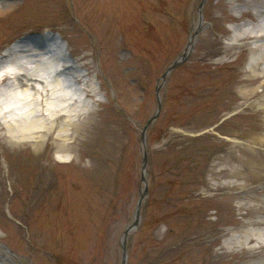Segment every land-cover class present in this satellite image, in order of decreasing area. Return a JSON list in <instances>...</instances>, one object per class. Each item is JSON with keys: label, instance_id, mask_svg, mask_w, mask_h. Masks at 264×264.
I'll return each instance as SVG.
<instances>
[{"label": "rangeland", "instance_id": "1", "mask_svg": "<svg viewBox=\"0 0 264 264\" xmlns=\"http://www.w3.org/2000/svg\"><path fill=\"white\" fill-rule=\"evenodd\" d=\"M202 1H0V54L24 37L54 36L94 89V147L78 143L70 154L80 161L53 165V140L39 166L0 123L7 264H122L157 88L149 192L126 264H264V64L250 65L261 43L236 38L264 21V0H206L195 35Z\"/></svg>", "mask_w": 264, "mask_h": 264}, {"label": "bare ground", "instance_id": "2", "mask_svg": "<svg viewBox=\"0 0 264 264\" xmlns=\"http://www.w3.org/2000/svg\"><path fill=\"white\" fill-rule=\"evenodd\" d=\"M258 15L264 16V6ZM236 38L261 43L250 64L252 70L260 68L264 64V21ZM64 55L58 39L50 35L24 37L0 54V123L8 142L19 151L30 150L39 166H43L39 156L53 140L58 148L53 165L80 161L70 156L78 143L94 147V119L90 120L94 89L85 87L84 75L67 64ZM260 70L264 75V68ZM63 75L73 83L65 84ZM4 89L11 95L4 96ZM80 91L85 96L78 95ZM255 95L245 94L244 99ZM83 119L87 120L81 123ZM258 143L264 147V138ZM0 258L1 264L9 261L2 254Z\"/></svg>", "mask_w": 264, "mask_h": 264}, {"label": "water", "instance_id": "3", "mask_svg": "<svg viewBox=\"0 0 264 264\" xmlns=\"http://www.w3.org/2000/svg\"><path fill=\"white\" fill-rule=\"evenodd\" d=\"M206 0H203L200 4L199 7V26H198V30L196 31L195 35H198V32L201 28V25L203 23V14H202V9L204 7ZM193 43L190 42V46ZM186 59V56L180 58L179 60H175L170 66L169 68L166 70V72L161 76V80L164 82L167 78V76L175 69L177 68L179 65H181ZM157 97H158V110L156 112V114L150 118L147 123L145 124V126L142 129V134H141V144H142V149H143V158H142V187H144L143 189H141L140 191V200L138 202L136 211H135V218H134V222L129 225L127 227V229L124 231L123 236L121 238V246H122V251H123V261L122 264H126L127 263V259H128V248H127V244H128V238L130 236V234L134 231H136L141 223V208L144 202V199L147 197L148 192H149V186H148V176H147V170H148V164H149V153L147 150V133H148V129L149 127L159 118L160 113L162 111V102L160 100V95H159V88H157Z\"/></svg>", "mask_w": 264, "mask_h": 264}, {"label": "trees", "instance_id": "4", "mask_svg": "<svg viewBox=\"0 0 264 264\" xmlns=\"http://www.w3.org/2000/svg\"><path fill=\"white\" fill-rule=\"evenodd\" d=\"M169 168V167H168Z\"/></svg>", "mask_w": 264, "mask_h": 264}]
</instances>
